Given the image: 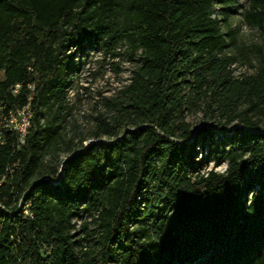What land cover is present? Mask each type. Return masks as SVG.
<instances>
[{
    "label": "trees",
    "instance_id": "16d2710c",
    "mask_svg": "<svg viewBox=\"0 0 264 264\" xmlns=\"http://www.w3.org/2000/svg\"><path fill=\"white\" fill-rule=\"evenodd\" d=\"M237 2L0 0V120L33 113L24 144L0 145V264H264V52L233 75ZM243 16L264 38V0ZM121 43L133 67L111 121L87 146L63 138L77 55ZM199 110L232 132L208 152ZM83 214L96 227L76 239Z\"/></svg>",
    "mask_w": 264,
    "mask_h": 264
},
{
    "label": "rangeland",
    "instance_id": "374dc122",
    "mask_svg": "<svg viewBox=\"0 0 264 264\" xmlns=\"http://www.w3.org/2000/svg\"><path fill=\"white\" fill-rule=\"evenodd\" d=\"M249 3L250 0H238L235 11L229 16L235 41L227 49V54L234 58L232 70L235 77L256 73L260 68V53L264 52V38L244 21L243 13ZM129 56L126 43H121L113 53L106 54L104 51L91 49L84 55H77L75 61L79 63L80 68L78 72L69 75L67 117L62 122L60 131L63 138H73L76 143L84 140L85 146L95 142L93 133L97 124L102 119L111 121L113 117V112L105 106L106 99L115 96L118 90L129 82L133 67ZM187 115L188 120L192 125L198 126V129L205 126L206 118L201 110L189 111ZM46 120L47 117L43 121ZM212 125L211 122L205 127L214 130L217 136L207 146V152L221 144L218 136H228L232 133L224 132L220 126ZM99 141L108 142V139L104 137ZM61 158L65 159L66 154H62ZM226 167V164L215 166L214 161H211L208 170L214 168L218 172H224ZM75 223L76 232H79L76 239L85 237L84 233L80 232L85 223H88L86 226L89 229L96 227L92 217L86 214L77 218ZM84 244L87 246L84 250L90 251L95 247L93 240Z\"/></svg>",
    "mask_w": 264,
    "mask_h": 264
},
{
    "label": "built area",
    "instance_id": "2783aa9c",
    "mask_svg": "<svg viewBox=\"0 0 264 264\" xmlns=\"http://www.w3.org/2000/svg\"><path fill=\"white\" fill-rule=\"evenodd\" d=\"M19 88L20 85H17L14 92H17ZM32 117L33 113L30 105L23 108L12 109L8 114L3 115L0 120V145L5 141V131L16 133L19 144H24L32 124ZM9 171L10 167H7L6 172ZM1 182L2 180L0 179V184Z\"/></svg>",
    "mask_w": 264,
    "mask_h": 264
},
{
    "label": "water",
    "instance_id": "95a60500",
    "mask_svg": "<svg viewBox=\"0 0 264 264\" xmlns=\"http://www.w3.org/2000/svg\"><path fill=\"white\" fill-rule=\"evenodd\" d=\"M99 142H102V141H99ZM67 159H64L63 163L66 161ZM60 173H61V170H60Z\"/></svg>",
    "mask_w": 264,
    "mask_h": 264
}]
</instances>
